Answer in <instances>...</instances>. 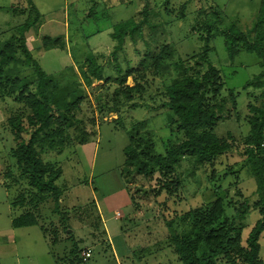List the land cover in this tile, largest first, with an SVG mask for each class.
Returning <instances> with one entry per match:
<instances>
[{
  "label": "rangeland",
  "instance_id": "1",
  "mask_svg": "<svg viewBox=\"0 0 264 264\" xmlns=\"http://www.w3.org/2000/svg\"><path fill=\"white\" fill-rule=\"evenodd\" d=\"M260 1L0 0V46L20 37L30 14L31 19L38 16L24 36L30 59L19 45V62L9 67L10 77L34 79L32 62L47 74L64 78L63 83L75 79V70L83 97L74 117L56 126L63 131L53 147L39 151L43 161L60 173L55 181L62 190L60 201L46 192L43 202L35 203L31 199L41 194L30 186L12 155L20 138L8 123L11 116L25 118L31 107L17 99L20 89L16 95L0 89V264H116L107 227L121 232L114 238L121 264H183L173 238L196 235L191 211L218 198L234 203L227 214L235 217L242 229L241 244L247 246L261 214L256 206L257 179L245 165V139L250 135L249 108L263 101L264 81L252 83L262 70L257 54L245 51L241 42L230 54L226 35L235 23L253 38ZM211 6L220 12L221 21L212 28L208 55L223 84L218 95L223 110L214 131L225 138L231 134L233 148L211 163L184 155L168 178L158 170L147 176L125 172L124 148L130 142L152 145V154L165 155L172 143L183 139L173 123L174 113L164 105L166 87L191 66L205 70L206 64L197 65L207 35L198 25V12L207 9L214 19ZM129 20L138 27L117 49L111 34L117 24ZM46 35L59 40L50 41L47 48ZM158 56L165 58L157 67ZM93 63L102 66L104 79L93 78L91 83L92 76L84 73ZM126 73L131 75L125 85L139 82L146 87L131 101L114 96L124 87L116 79ZM29 89L35 91L34 86ZM67 98L73 100L70 92ZM22 137L28 139L29 134ZM92 191H98L93 194L99 203ZM109 192L124 193L131 203H103ZM27 211L38 223L14 227L12 220ZM259 241L264 263V231ZM89 249L91 256L85 261L82 252ZM222 259L218 263L227 264Z\"/></svg>",
  "mask_w": 264,
  "mask_h": 264
},
{
  "label": "trees",
  "instance_id": "2",
  "mask_svg": "<svg viewBox=\"0 0 264 264\" xmlns=\"http://www.w3.org/2000/svg\"><path fill=\"white\" fill-rule=\"evenodd\" d=\"M210 8H213L214 19H210L207 9L198 12V17L201 18L198 25L205 29L207 35L204 38L201 36L206 45L205 50L197 54V65L206 64L205 70H195L196 65L191 66L190 69H185L180 79L166 87L165 93L168 99L164 105L174 113L173 123L176 129L183 134V139L172 143L165 155L152 154V145L130 142L124 148L125 172L130 174L137 171L147 176L158 170L161 176L168 178L174 173L175 166L184 155L194 156L200 163H211L233 148L235 139L231 134L225 138L218 136L214 131L223 110V101L218 98L223 84L218 68L211 62L208 55V42L214 35L212 28L221 21V14L215 7ZM30 16L31 14L28 16V21L20 28V37H11L0 46V89L6 87L8 95H16L17 90L20 89L16 96L17 99L26 101L31 107V113L25 118L11 116L8 120L12 132L20 138L12 155L16 158L22 173L29 177L30 186L36 188L41 194V197L31 199V201L43 202L44 194L50 193L57 203L62 195V190L55 182L60 173L43 161L39 151L46 147H53L56 143V136H61L63 131L57 129L56 126L63 125L68 118L74 117V110L82 102L83 97L75 70L73 71L75 79L66 78L68 83L65 82L66 79L65 83L62 82L64 78L59 80L58 77L47 74L35 62L31 63L35 67L34 79L13 78L7 73L11 65L19 62L17 58L19 45L23 53L28 55V60L30 59V51L26 46L24 36L25 32L38 22V16L34 19ZM137 27L135 20L125 21L115 26L111 36L117 41V49L124 45L126 37L132 35ZM255 29L257 32L252 38L232 23L226 35V46L230 54L241 42L240 46L245 51L254 52L260 58L259 63L262 70L255 77L257 81L252 82L253 84L264 81V0L260 1ZM58 40L59 38L52 39L51 36L46 35L43 39L44 46L49 48L51 47L48 45L50 41L57 42ZM22 43H24L23 46ZM164 58L163 56L156 57L155 65L158 67ZM28 65L30 63L27 61ZM87 72L88 74L85 71L84 75L86 78L89 74L92 76L91 83L94 81L93 78L104 79L102 66L96 63L91 64ZM64 73L66 76V71ZM130 75L126 73L125 76L116 79L120 86L124 87H119L120 89L115 92L114 96L124 97L125 101L133 100L137 94L146 90V87L139 82H135L132 86L125 85ZM87 81L90 83L89 79ZM30 86H34L35 91H31ZM69 92L73 100L67 98ZM262 96L263 101L260 105H251L249 108L252 112L249 120L250 135L245 139V165L251 168L257 179L256 193L259 199L256 206L261 217L251 228L246 239L247 246L244 247L241 244L242 229L236 226L235 217L227 214V208L235 206L234 203L218 198L212 203L191 211L196 235H176L173 238L183 264H219L220 258H223L227 264H264L259 258L261 248L259 239L264 231V91ZM25 132L29 134L28 139L22 137ZM168 181L165 179L164 185L168 186ZM239 211L236 209L238 214ZM37 223L38 219L31 211L12 220L14 227L32 226ZM203 247L205 249L200 252Z\"/></svg>",
  "mask_w": 264,
  "mask_h": 264
},
{
  "label": "crops",
  "instance_id": "3",
  "mask_svg": "<svg viewBox=\"0 0 264 264\" xmlns=\"http://www.w3.org/2000/svg\"><path fill=\"white\" fill-rule=\"evenodd\" d=\"M97 193L98 191H92V197L93 199L95 200V202L99 203V199L95 196V194L93 193ZM125 197V198H123ZM103 203H131L129 200H128V196L124 195V193H118V192H109V194L107 195H103ZM124 199V200H123ZM106 204V205H107ZM118 210V209H117ZM115 219H117L115 217ZM107 230H108V234L107 235V240L111 243L112 245V251H113V255L115 256V260H116V264H121L120 262V253H119V248L118 246L116 245V243L114 242V238L115 237H119V234L121 232L115 230V229H110L107 227ZM140 237H143V236H140ZM145 247L149 246V244L147 245H143ZM124 255V254H123ZM90 258V257H89ZM85 261L88 260V259H84Z\"/></svg>",
  "mask_w": 264,
  "mask_h": 264
},
{
  "label": "built area",
  "instance_id": "4",
  "mask_svg": "<svg viewBox=\"0 0 264 264\" xmlns=\"http://www.w3.org/2000/svg\"><path fill=\"white\" fill-rule=\"evenodd\" d=\"M82 256H83L84 259H88L91 256L90 249L89 250H86V251H83L82 252Z\"/></svg>",
  "mask_w": 264,
  "mask_h": 264
}]
</instances>
